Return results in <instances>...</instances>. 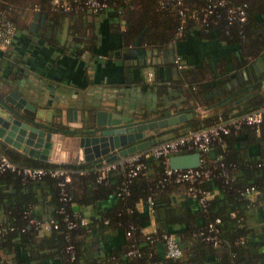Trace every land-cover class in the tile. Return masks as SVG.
I'll use <instances>...</instances> for the list:
<instances>
[{
  "label": "trees",
  "instance_id": "obj_1",
  "mask_svg": "<svg viewBox=\"0 0 264 264\" xmlns=\"http://www.w3.org/2000/svg\"><path fill=\"white\" fill-rule=\"evenodd\" d=\"M64 1L71 4L69 10H62L52 0H0V10H4L5 16L17 28V16L35 7V11L44 13L45 22L48 23V26L44 24V29H60L65 21V29L76 43L84 39L87 31L92 33L91 18L87 19V16L95 15H102L112 23L123 20V29H114L118 31L121 42L131 46L137 35L139 44L157 49L168 42L176 44L180 38L189 34L201 37L204 31L207 37H217L237 44L240 57L235 55L233 65L239 69L232 77H237L238 83L251 82V94L241 104H229L218 110L239 114L264 105V91L260 87V79L264 78V0H226L227 3H246L244 22L228 24L222 9L217 8L219 17L212 12L208 14L206 23L186 17L179 33L180 19L175 8H165L159 0H101L107 6L97 10L80 5L76 7L74 4L77 3L72 0ZM133 4L137 5L136 8L131 7ZM182 4L186 7V13L195 12L201 17L204 12V0H182ZM155 17H162V24H158ZM142 28L144 31L140 32ZM176 53L180 56L179 52ZM240 68L245 70L246 78L239 72ZM180 70L175 78L167 79V84H156L159 94L183 91L186 98L202 99L204 89L212 84L223 83L227 78L204 80L200 66ZM157 76L155 72L156 80ZM182 107L193 106L188 104ZM210 114L203 119H194L193 116L180 123L181 127L184 130L197 128L209 121ZM171 127H167V130H172ZM179 133L172 131L166 138ZM251 142L257 147L254 153L248 152ZM211 149L215 156L210 158L206 152L203 153L198 166L209 171L208 178L196 185L209 191L215 189V192L201 207L196 196L186 192L187 182L175 181L173 177L164 175V163L159 158L146 159V168L135 176L128 177L122 170L114 169L105 178L97 180L95 169L101 158L84 164L49 162L9 149L0 142L1 152L18 167H41L45 170L63 167L68 170V180L63 185L58 183L62 177L48 173L30 179L14 171L0 172V225L12 227L0 235V264H24L27 260H37V264L46 261H51V264H245L244 255L249 259L264 258V245L261 244V247L260 243L251 240V228L247 223L248 212L254 210L256 204L264 208V123H260L257 129L243 124L236 132L224 135L222 142L213 145ZM79 170L84 172L79 173ZM124 185L126 192L121 190ZM246 186L254 188L250 197L240 194ZM10 188H14V191H10ZM33 188H38L47 200H38L39 195L33 192ZM175 191L181 192L185 200L192 198L196 210L188 203H171ZM111 196L114 202L110 206L100 209L98 213H89L88 216L84 213L88 207L93 208V211L98 209V202ZM148 196L152 200L153 211L150 214H154L158 222L154 233L166 231L174 233L176 237L178 235L181 248L183 241H190V249L183 254L182 248V256L159 257L150 248L144 234H141L140 227L149 215L137 210L135 204L141 201L144 206ZM39 201L46 205H41L38 210ZM30 215L37 219L52 218L57 227L47 231L36 229L27 223ZM65 216L75 222L74 227L67 228ZM198 216L202 218L200 223L197 222ZM81 217L85 218L84 223L79 222ZM215 217L219 218L215 223L219 241L212 244L203 236L207 233L206 223ZM94 226H115L122 228L125 234L128 231L127 246L110 251L107 260L102 261V258L93 254L88 239ZM177 226H181L178 231ZM130 245L135 246L141 254L127 255L125 252ZM191 249L195 256L190 252ZM148 250H151L149 256Z\"/></svg>",
  "mask_w": 264,
  "mask_h": 264
},
{
  "label": "crops",
  "instance_id": "obj_2",
  "mask_svg": "<svg viewBox=\"0 0 264 264\" xmlns=\"http://www.w3.org/2000/svg\"><path fill=\"white\" fill-rule=\"evenodd\" d=\"M136 6L133 4L131 7L136 8ZM34 11V9H30L17 16L15 37L7 46H0V81H3L4 84L12 83L14 86L22 87L25 92L27 89L34 92L35 96L28 95V98L44 101V103L38 101L41 106L64 111L69 105L82 109L86 103L95 102L104 106L106 99L118 98L123 105H125V101L141 102L147 108H154V105L158 106L164 100L165 103L172 106L171 108L188 104H192L193 107L200 105L207 108L210 113L223 108L220 105H212L216 100L217 87L223 90L228 86L227 80L231 81L233 86L236 84L233 80L237 82V77H232L234 72L239 69L233 65V62L236 61L235 55L237 58L240 57L237 44L228 43L217 37H207L204 31L201 37L189 34L180 38L176 44L168 42L157 49L142 45L146 49L154 50L152 53L146 54L144 58H136L130 56L131 45L121 42L118 31L114 29V27H117V30L123 29V20L112 23L102 15L87 16V19L91 18L89 21H91L90 25H93L92 33L87 31L86 36H83L84 39L76 43L67 33L65 21L60 29L57 27L44 29V24L48 26L44 17L42 23L39 19L36 20L33 26L34 31H30L28 27ZM161 20L162 17H155L158 24H162ZM143 31L144 28L140 30V32ZM171 48H173V53L168 51ZM176 52H179L180 62L184 64L182 68L191 69L200 66L204 72V80L215 81L227 77L226 80L204 89L201 93L202 99L186 98L183 91L159 94L156 84H167V79L175 78L180 74L182 68H178L173 62ZM242 69L240 68L239 71L241 75H243ZM147 70H151L153 74L151 81L146 79ZM155 72L158 75V80L155 78ZM243 78H245L244 75ZM260 80H262L260 87L264 91V78ZM49 114L50 112L45 113L46 116ZM152 115H155V112L150 113V116ZM194 119L199 118L194 116ZM180 123L171 125L172 130H167V127L169 129L167 126L156 134H152L151 130H146L144 133L152 135L154 141H158L168 137L172 131L181 133L184 127H181ZM3 145L18 151L7 144L3 143ZM256 150V144L251 142L248 152L254 153ZM11 189L14 188H10V191H12ZM33 192L39 195L38 200H47L46 195H42L38 188H33ZM181 194V192L175 191L170 202L174 204L179 201L184 204L188 203L196 210L193 199L185 200ZM40 201L37 203L38 210L41 205H46ZM113 202L114 198L111 196L106 200L99 201L98 209L93 211V208L88 207L84 213L87 216L89 213H98L100 209L103 210ZM135 207L149 215L147 221L140 227L141 234L154 232L158 226L154 214L146 212L141 201L136 202ZM201 221L202 218L198 216L197 222ZM247 223L251 228V240L260 243L262 247L264 245L262 238L264 208L256 204L254 210L248 212ZM180 227L177 226L176 230L181 229ZM88 239L93 254L102 258V261L107 260L110 251L125 248L128 240L124 230L115 226L109 228L94 226L89 232ZM149 245L159 257H164L163 245L160 241H157L155 245L154 243ZM190 245L189 240L183 241V254ZM190 252L195 256L193 249ZM244 257L245 264H264V258L249 259L245 255ZM24 264H37V260H27ZM44 264H51V261H46Z\"/></svg>",
  "mask_w": 264,
  "mask_h": 264
},
{
  "label": "water",
  "instance_id": "obj_3",
  "mask_svg": "<svg viewBox=\"0 0 264 264\" xmlns=\"http://www.w3.org/2000/svg\"><path fill=\"white\" fill-rule=\"evenodd\" d=\"M43 18L44 13L34 11L29 30L34 31L35 21L39 19L42 23ZM152 50L140 45L137 35L129 52L132 57L144 58ZM168 51L173 53V48ZM242 72L246 78L244 69ZM217 92L221 94L222 89L219 87ZM231 94L228 92L224 98ZM250 94L249 91L236 99L239 101ZM28 95L35 96V93L0 81V142L33 158L68 164H84L101 157L111 160L149 146L154 143V137H144L146 130L156 134L161 128L192 118L195 111V107L181 106L170 110L172 106L164 102L154 108L132 101H125L123 105L118 98L106 99L104 106L92 102L82 109L69 105L64 111H57L39 105V99ZM224 98L216 99L212 105L224 102ZM206 153L210 158L215 156L213 149ZM200 157L198 151L172 153L167 163L170 168L196 167Z\"/></svg>",
  "mask_w": 264,
  "mask_h": 264
},
{
  "label": "built area",
  "instance_id": "obj_4",
  "mask_svg": "<svg viewBox=\"0 0 264 264\" xmlns=\"http://www.w3.org/2000/svg\"><path fill=\"white\" fill-rule=\"evenodd\" d=\"M77 4L76 7L80 5L90 10H97L105 8L107 6L106 2L101 0H72ZM205 6L203 8L204 12L201 17L195 12L186 13V7L182 4V0H159L161 6L167 8H175L176 13L179 16L180 24L178 26V33L182 27V21L186 17L193 18L199 22L206 23V18L208 14L214 12L216 17H219V13H216L217 8H221L223 16L226 22L229 23H242L246 18V3H227L226 0H204ZM52 3L62 10H69L71 4L68 1L52 0ZM34 9H36L34 7ZM17 32L16 26L13 22L5 16L4 10H0V46H6L11 43L12 39L15 37ZM173 62L178 68L184 66L180 62L179 55L174 54ZM146 79L148 81L152 80L153 74L151 70L146 71ZM195 107V106H194ZM208 110L205 107L197 105L195 107L194 116L199 119H203L208 115ZM209 121L202 123L197 128H187L181 133L172 136L170 138L155 141L153 144L146 146L141 149L128 152L124 155H117L111 160H105L101 158L99 164L96 166L97 176L96 179L100 180L105 178L106 175L114 169H120L122 172L128 176L132 177L140 173L146 168L145 160L148 158H159L164 163L163 172L166 177H173L175 181H185L188 183L186 192L193 196H196V200L201 207L205 206V200L212 196L215 192L209 191L207 189H202L196 185L199 181L208 178L209 171L206 169H201L198 166L202 160L200 157L199 165L196 167L187 168H170L167 163L168 155L172 153L187 152V151H198L200 155L207 152L211 147L217 143H221L223 136L230 133L236 132L240 126L243 124L251 125L255 129L258 128L260 123H264V105L246 112L239 114H233L231 112L223 113L220 110H215L210 112ZM14 171L15 173L21 174L23 177L30 179L38 178L44 173H48L52 176L62 177V181L58 183L63 185L64 181L68 180V170L63 167H54L50 169H43L41 167H28V166H17L14 162L10 161L7 156L0 150V172L3 171ZM79 173L84 172V170H79ZM122 191L126 192L125 185L121 188ZM254 193V188L252 186H246L241 190L240 194L243 196L250 197ZM144 209L151 213L152 210V200L148 196L146 198V203ZM232 214V213H231ZM66 220L67 228H72L75 226V222L68 220L67 216L64 218ZM219 221V218L215 217L212 221L206 223L207 233L204 234L203 239L206 241H211L212 244L218 243L219 239L216 236L217 227L215 223ZM80 223L85 222V218L79 219ZM27 223L32 225L34 228L41 231H47L51 227L56 228L57 223L52 218L48 219H37L31 215L27 218ZM11 229L12 227L1 226L0 225V235L6 229ZM132 228V226H131ZM128 234V231L126 232ZM144 236L149 244H153L155 241L160 240L163 245V254L166 257L176 258L182 255V248L178 243L176 235L172 232L161 231L159 233L154 232H144ZM69 248V245H67ZM70 249V248H69ZM127 255L139 256L140 251L133 245H130L126 252ZM73 254V252H72ZM147 255H151V250H148ZM73 256V255H71ZM240 264V263H232Z\"/></svg>",
  "mask_w": 264,
  "mask_h": 264
},
{
  "label": "flooded vegetation",
  "instance_id": "obj_5",
  "mask_svg": "<svg viewBox=\"0 0 264 264\" xmlns=\"http://www.w3.org/2000/svg\"><path fill=\"white\" fill-rule=\"evenodd\" d=\"M130 47L132 48L133 46H130ZM227 81H228L227 85L229 86L228 89H226V87H225V89L222 90V93L221 94H219L217 92L218 88L216 89V92H215V95H217L216 96V99L224 98L225 97L224 95H226L228 92H231L232 94H231L230 97L224 98V99H226L224 102H221V103H219L217 105H220V106L224 107V106L229 105V104H241L244 99H241V100L237 101L236 98H238V97L242 96L243 94H246L247 92L250 91L249 88H250V83L251 82L250 81L247 82V83H243V82L237 83L236 82V84L233 86L231 84V81H229V80H227ZM164 103H165V100H164ZM165 104H168V103H165ZM178 108L179 107H174V108H171L170 110H176ZM148 136H150V135L149 134L146 135L144 133V137H148Z\"/></svg>",
  "mask_w": 264,
  "mask_h": 264
},
{
  "label": "rangeland",
  "instance_id": "obj_6",
  "mask_svg": "<svg viewBox=\"0 0 264 264\" xmlns=\"http://www.w3.org/2000/svg\"><path fill=\"white\" fill-rule=\"evenodd\" d=\"M166 127H167V126H166ZM161 129H163V130H164L165 128H161ZM163 130H162V131H163ZM164 136H165V135H164Z\"/></svg>",
  "mask_w": 264,
  "mask_h": 264
}]
</instances>
